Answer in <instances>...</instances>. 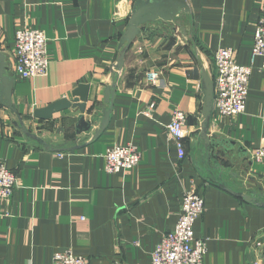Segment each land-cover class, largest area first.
I'll return each instance as SVG.
<instances>
[{"label": "crops", "instance_id": "crops-1", "mask_svg": "<svg viewBox=\"0 0 264 264\" xmlns=\"http://www.w3.org/2000/svg\"><path fill=\"white\" fill-rule=\"evenodd\" d=\"M136 1L0 0V53L14 79L12 106L0 100V163L18 181L12 198L0 200V264H53L66 251L89 264H152L192 187L205 201L195 225L207 242L204 264H264V196L242 197L264 195V161L250 160L264 138V58L252 57L264 0H186L190 13L141 27L119 71ZM24 28L48 41L47 72L29 81L14 72L15 34ZM220 48L252 67L247 109L230 118L214 108L205 136L202 72L214 82ZM154 70L160 79L152 86L146 74ZM80 84L90 86L85 119L97 114L90 134L76 135L78 108L34 118L37 109L72 101ZM112 86L109 126L94 139ZM176 110L188 115L184 154L167 131ZM213 141L226 142L230 154ZM117 144L137 146L142 161L108 174L105 154Z\"/></svg>", "mask_w": 264, "mask_h": 264}, {"label": "built area", "instance_id": "built-area-1", "mask_svg": "<svg viewBox=\"0 0 264 264\" xmlns=\"http://www.w3.org/2000/svg\"><path fill=\"white\" fill-rule=\"evenodd\" d=\"M47 38L43 31L33 28L18 29L15 34L16 65L15 74L23 80L29 81L43 76L48 69ZM253 60L264 58V5L260 19L256 26ZM216 76L215 109L224 117H235L246 112L249 94V83L252 67L241 66L236 63V53L229 48H220L214 55ZM160 73L156 70L146 74L149 85L159 82ZM155 104L150 106L152 111ZM188 115L180 110L172 114L171 123L167 126L168 135L173 140L180 154H184L185 129ZM61 156V155H60ZM105 171L108 174L129 172L142 161V154L135 145L117 144L105 154ZM253 162L264 161V138L260 147L250 152ZM18 188L16 176L0 163V200L9 201ZM205 201L195 187L183 194L182 211L175 229L166 234L152 256V264H204L207 254L205 239L195 237V225L203 216ZM53 264H89L72 251L60 252L54 255Z\"/></svg>", "mask_w": 264, "mask_h": 264}, {"label": "water", "instance_id": "water-1", "mask_svg": "<svg viewBox=\"0 0 264 264\" xmlns=\"http://www.w3.org/2000/svg\"><path fill=\"white\" fill-rule=\"evenodd\" d=\"M190 11L191 8L186 0H137L127 29L120 43V49H122V51L117 60V70L121 71L123 69L126 54L139 36L143 25L153 23L158 20L163 22H174L179 15L190 13ZM6 67V56L0 53V100L8 106H12L14 79L7 75ZM89 90V85L80 84L72 92V101L68 99L59 100L45 108L35 110L33 116L35 119L40 121H50L53 119L55 114L78 108L81 115L78 117L77 123L75 124L76 135L81 136L82 134H90L93 130L97 114L93 113V118L91 120L87 121L85 119ZM202 91L204 95L202 110L204 122L201 126V131L206 136L208 129L207 125L215 108V86L214 82L205 71L202 72ZM114 95L115 87H107L105 90V104L108 105L109 108L101 110L102 119L99 128L94 130V139L98 138L109 126ZM207 143L209 144V142ZM212 146L219 148L220 150H224L228 155L230 154L229 151L231 150L224 141H213ZM241 153L246 154V151L241 150ZM261 191L262 190H252L249 191L248 194H243L242 197L247 202H255L257 197L262 198L264 196L260 193Z\"/></svg>", "mask_w": 264, "mask_h": 264}]
</instances>
